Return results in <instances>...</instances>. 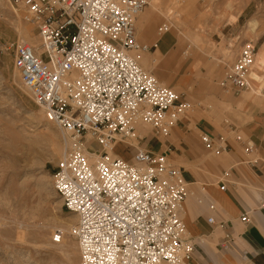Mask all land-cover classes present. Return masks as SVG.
Segmentation results:
<instances>
[{
  "label": "built area",
  "instance_id": "built-area-1",
  "mask_svg": "<svg viewBox=\"0 0 264 264\" xmlns=\"http://www.w3.org/2000/svg\"><path fill=\"white\" fill-rule=\"evenodd\" d=\"M12 2L38 31V44L17 43L14 67L48 122L64 135L53 187L77 216L70 233L81 264H194L197 244L182 215L190 193L184 171L166 153L133 144L143 139L139 122L150 125L154 136L167 135L194 110L184 93L131 55L158 48L159 41L148 45L137 36L147 0ZM158 31L161 38L168 23ZM255 54V46H244L225 73L224 90L236 94L251 87ZM260 94L264 98V83ZM199 137L209 149L229 147L206 130ZM94 141L102 147L98 153L86 149ZM117 143L134 146L130 159L110 154ZM220 188L227 189L224 181ZM251 212L242 213L243 223L251 221ZM62 237L57 231L53 240Z\"/></svg>",
  "mask_w": 264,
  "mask_h": 264
},
{
  "label": "rangeland",
  "instance_id": "rangeland-1",
  "mask_svg": "<svg viewBox=\"0 0 264 264\" xmlns=\"http://www.w3.org/2000/svg\"><path fill=\"white\" fill-rule=\"evenodd\" d=\"M150 1L161 7L163 14L154 10ZM165 22L170 30L159 43L161 53L152 48L142 54L140 62L166 85L184 93L199 115V119H193L192 111L169 134L156 137L163 143L159 153L168 149L171 162L193 167L197 185L192 186V191L201 197L202 186L220 179L236 180L230 166L221 162L222 166L208 167V159L218 162L219 153L233 149L244 155L239 157L242 161H253L251 152L257 151L251 143L252 109L264 106L260 94L264 68L254 69L260 77L252 76L255 80L251 87L236 94L224 90L221 82L245 45L255 46L256 59L264 43V0H147L136 21L139 41L153 45L159 27ZM144 24L151 30L146 39ZM180 33L188 37L179 44ZM168 39L169 48L164 50ZM22 40L38 44L37 29L12 0H0V264H81L78 242L70 233L77 216L65 209L53 187V175L65 150L64 135L48 122L43 108L33 100L14 67V51ZM140 52L143 51L131 53ZM148 53H155L159 63L146 66ZM198 123L216 139L225 138L229 147L220 152L207 148L200 140ZM147 136H154L151 127ZM147 136L133 144L141 146ZM167 140L174 142L175 147L169 146ZM86 149L98 153L102 147L94 141ZM171 151L180 155L179 161ZM114 153H123L121 157L125 160L132 156L124 155L127 153L122 146ZM232 163L245 165L234 154ZM57 231L63 232L59 242L53 240ZM224 239L218 238L215 245L211 244L216 258L220 254L232 258L229 249L233 248V239ZM204 257V262L214 263L209 256ZM239 264L249 263L245 260Z\"/></svg>",
  "mask_w": 264,
  "mask_h": 264
},
{
  "label": "crops",
  "instance_id": "crops-1",
  "mask_svg": "<svg viewBox=\"0 0 264 264\" xmlns=\"http://www.w3.org/2000/svg\"><path fill=\"white\" fill-rule=\"evenodd\" d=\"M149 4L152 5L154 10L163 14L161 7H158L157 4L153 3V1H150ZM145 18L146 16L143 17V19ZM150 32V26L148 24H144L143 33L145 39L148 38ZM157 35L158 36L153 43L158 41L161 33L158 31ZM166 37L167 36L164 34L159 39V43L166 39ZM185 37L188 36L181 33L178 34L177 43H182ZM159 43L155 53H161L159 50ZM169 44L170 41L167 43V46L163 47V49L167 50L169 48ZM155 53H153V55L152 53H148L145 59L146 66L157 64L158 61ZM168 53L171 55L172 49ZM141 59L142 56H140L139 60ZM249 98V95L246 96V101H248ZM255 102L257 101H254V103ZM252 111L254 131L252 133L251 143L257 147V151L251 152L253 161H248L247 159H245L246 162L242 161L240 158H244V155L233 149L218 154L217 157L219 158L217 160L219 163L212 161V158L206 161V165L208 167L222 166L220 164L221 162L225 166H230L234 178L238 181L220 179L214 183H209L208 186H202L200 188L199 193L201 194V197H198L195 194L196 192L192 191V186L197 185L196 171L187 163H184L183 165L175 164L184 171L191 193V197H187L184 203L185 214L183 217H185L184 221L187 226L188 233L197 244L193 259L194 264H208L202 260L205 258V255L209 256L214 261L212 264H239L243 263L245 260H247L249 264H264V210L260 209V198L264 193V162L259 164L253 163L255 160H261V158L264 159V106H253ZM193 119H199V115H197L194 110ZM189 124L190 122L186 126ZM198 127H200L201 131L206 130L209 132L208 128H205L199 123ZM149 128V125L139 122L137 129L143 139L144 136H147ZM176 131L177 135H180L178 134V130ZM167 142L169 146L175 147V144H173L174 142L170 140H167ZM120 146L126 149L127 154H124L126 156L129 153L132 155L135 151L132 147L121 143H117L114 150ZM141 146L155 153H159L163 150V143L159 137L156 136H147L143 143H141ZM165 146H167V144ZM129 150L132 151L129 152ZM164 152L167 154L168 149H165ZM172 153L176 156L175 159L179 161L180 155L176 152ZM114 154L124 157L123 153L122 155L120 153ZM233 154L236 160L244 163L245 165L242 166L240 163L233 164ZM168 157L170 159V155H168ZM170 161H172V159H170ZM223 181L227 185L226 190H221L220 188ZM205 193H207V195ZM211 203H214L216 206L214 211L209 209V205ZM245 210H252L250 213L251 221L246 224L241 221V215ZM211 215L215 217L214 223H209L207 221L208 217ZM224 235L225 237L233 239V248L229 249V254L232 258H229L226 254H220V256L216 258L213 247L211 246V244H216L218 238L220 241L223 240L225 238ZM224 242H227L226 239H224Z\"/></svg>",
  "mask_w": 264,
  "mask_h": 264
},
{
  "label": "bare ground",
  "instance_id": "bare-ground-1",
  "mask_svg": "<svg viewBox=\"0 0 264 264\" xmlns=\"http://www.w3.org/2000/svg\"><path fill=\"white\" fill-rule=\"evenodd\" d=\"M143 12V11H142ZM141 12V13H142ZM141 13L139 14V16L141 15ZM139 16H138V18H139ZM138 18H137V21H138ZM168 28H169V30H170V26L168 25ZM160 33V32H159ZM22 41H26V40H22ZM40 41V40H39ZM26 42H28V41H26ZM30 44H32V45H35V43H32V42H29ZM156 43V42H155ZM154 44V43H153ZM146 52H140V53H132L131 55H133V57L140 63V60H139V58H140V56H142V54H145ZM257 57H256V59H254L255 60V66L253 67V71H252V69H251V76H253L254 78H256V79H258L259 77H260V75H259V77H258V73L256 72V71H254V69H256V70H262V68H264V43L262 44V46L260 47V49H259V51H258V54L256 55ZM141 64V63H140ZM142 65V64H141ZM143 66V65H142ZM147 71H149V70H147ZM252 77V78H253ZM258 77V78H257ZM253 78V79H254ZM163 83V82H162ZM144 123V122H143ZM144 124H147V123H144ZM65 146H66V144H65ZM224 152H226V151H224ZM219 154H221V153H219ZM261 162V160H255L253 163H255V164H259ZM63 201V200H62ZM185 203V202H184ZM74 214V213H73ZM184 214H185V211H184V204H183V213H182V215L184 216ZM76 215V214H75ZM188 231V230H187ZM79 246V245H78Z\"/></svg>",
  "mask_w": 264,
  "mask_h": 264
}]
</instances>
